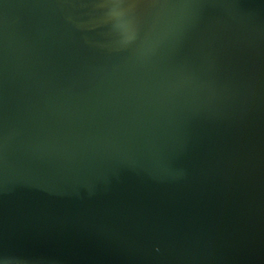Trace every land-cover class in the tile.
<instances>
[{"label":"water","instance_id":"water-1","mask_svg":"<svg viewBox=\"0 0 264 264\" xmlns=\"http://www.w3.org/2000/svg\"><path fill=\"white\" fill-rule=\"evenodd\" d=\"M0 0L3 264H264V0Z\"/></svg>","mask_w":264,"mask_h":264},{"label":"snow or ice","instance_id":"snow-or-ice-1","mask_svg":"<svg viewBox=\"0 0 264 264\" xmlns=\"http://www.w3.org/2000/svg\"><path fill=\"white\" fill-rule=\"evenodd\" d=\"M119 3L122 6H128V7H133L135 6L134 3L132 2V0H119ZM4 257V253L0 252V264H3V258Z\"/></svg>","mask_w":264,"mask_h":264}]
</instances>
